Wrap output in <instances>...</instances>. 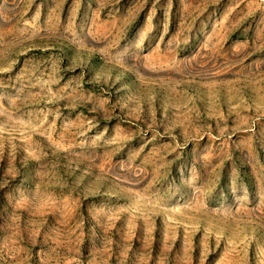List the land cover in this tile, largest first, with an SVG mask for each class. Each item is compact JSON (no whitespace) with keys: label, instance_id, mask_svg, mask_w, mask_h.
Instances as JSON below:
<instances>
[{"label":"rangeland","instance_id":"1","mask_svg":"<svg viewBox=\"0 0 264 264\" xmlns=\"http://www.w3.org/2000/svg\"><path fill=\"white\" fill-rule=\"evenodd\" d=\"M0 264H264V0H0Z\"/></svg>","mask_w":264,"mask_h":264}]
</instances>
